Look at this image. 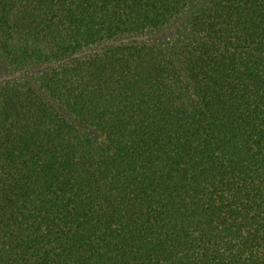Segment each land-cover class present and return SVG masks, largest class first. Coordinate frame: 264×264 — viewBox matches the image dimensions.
<instances>
[{
  "label": "trees",
  "instance_id": "16d2710c",
  "mask_svg": "<svg viewBox=\"0 0 264 264\" xmlns=\"http://www.w3.org/2000/svg\"><path fill=\"white\" fill-rule=\"evenodd\" d=\"M0 59V264H264V0H0Z\"/></svg>",
  "mask_w": 264,
  "mask_h": 264
},
{
  "label": "rangeland",
  "instance_id": "374dc122",
  "mask_svg": "<svg viewBox=\"0 0 264 264\" xmlns=\"http://www.w3.org/2000/svg\"><path fill=\"white\" fill-rule=\"evenodd\" d=\"M186 19V14L180 15L172 20L168 26L155 31L147 32L146 34L140 36V39L159 43L167 47L176 39L177 36L184 32ZM46 66L48 65L33 67L30 68L29 71H18L0 59V85L14 81H23L29 77H34L39 71L45 69Z\"/></svg>",
  "mask_w": 264,
  "mask_h": 264
}]
</instances>
